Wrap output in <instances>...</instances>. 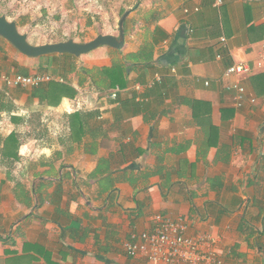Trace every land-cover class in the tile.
<instances>
[{
    "label": "crops",
    "instance_id": "0c3cea01",
    "mask_svg": "<svg viewBox=\"0 0 264 264\" xmlns=\"http://www.w3.org/2000/svg\"><path fill=\"white\" fill-rule=\"evenodd\" d=\"M127 11L122 48L50 73L76 91L60 100L8 87L3 74L44 73L49 59L0 43V264H167L124 249L157 214L211 235L222 264H264V69L224 78L254 67L264 0H117L118 28ZM82 19L78 42L119 35ZM238 79L241 106L227 88Z\"/></svg>",
    "mask_w": 264,
    "mask_h": 264
},
{
    "label": "built area",
    "instance_id": "2783aa9c",
    "mask_svg": "<svg viewBox=\"0 0 264 264\" xmlns=\"http://www.w3.org/2000/svg\"><path fill=\"white\" fill-rule=\"evenodd\" d=\"M215 2L217 5L222 4V0H215ZM254 69H264V45L254 67L248 62L234 63L225 70L224 78L229 79L235 76L248 75ZM59 79L46 72L34 75L20 73L2 75L3 82L12 88H36ZM161 81V76L157 75L155 82ZM206 84L209 85V81H206ZM227 88L235 93L236 106H241L247 94L245 85L238 79L228 83ZM135 89L141 92V84H137ZM120 91V86H116L110 94L111 97L116 99ZM251 100L255 101L256 99L252 97ZM213 242L214 239L209 234H189L188 224L183 218L157 214L155 215V227L151 230L134 231L131 237L125 241L124 249L127 255L131 257H144L153 262L222 264Z\"/></svg>",
    "mask_w": 264,
    "mask_h": 264
},
{
    "label": "rangeland",
    "instance_id": "374dc122",
    "mask_svg": "<svg viewBox=\"0 0 264 264\" xmlns=\"http://www.w3.org/2000/svg\"><path fill=\"white\" fill-rule=\"evenodd\" d=\"M116 2L117 0H0V14L17 21L21 32L27 33L33 44H44L63 38L82 39L75 34L79 17L83 18L80 30L90 20L98 22L97 27L101 30L108 29L111 22L119 33L114 14ZM0 43L6 52L15 51L12 44L1 36ZM59 63L54 65L58 66ZM42 71L56 73L54 69L43 68Z\"/></svg>",
    "mask_w": 264,
    "mask_h": 264
},
{
    "label": "water",
    "instance_id": "95a60500",
    "mask_svg": "<svg viewBox=\"0 0 264 264\" xmlns=\"http://www.w3.org/2000/svg\"><path fill=\"white\" fill-rule=\"evenodd\" d=\"M129 11L125 12L119 21V35L99 34L94 39L78 42L73 38L64 41L33 44L27 33H22L17 21L10 20L0 14V36L11 43L20 53L28 57H42L52 54H72L80 57L101 46H110L120 49L125 44V22Z\"/></svg>",
    "mask_w": 264,
    "mask_h": 264
},
{
    "label": "trees",
    "instance_id": "16d2710c",
    "mask_svg": "<svg viewBox=\"0 0 264 264\" xmlns=\"http://www.w3.org/2000/svg\"><path fill=\"white\" fill-rule=\"evenodd\" d=\"M55 55H57V54L42 56V57H46V58L49 59V62L47 63V68L48 69H52V68L54 69V66H53L52 63H53V60H54L53 57H55ZM59 55L68 56L72 60L69 63V65L67 64V66H68L67 69L64 68V64L59 63V65L57 66L55 71L58 74H61V73H64V72H74L76 70L75 63L73 62L76 59L75 56L72 55V54H59ZM115 68L118 69L117 66ZM118 70H120V67H119ZM115 74H116L117 80L115 81L113 86L116 85V84H120L121 83V80H120L121 73H120V71H117ZM35 90H36L35 91L36 93H38V91L39 92H43V93L45 92L48 99H51L52 95H54V96L56 95V96H58V100H60L64 96H73L76 93L75 89L69 83H60V81H56V80H53V81L47 83L46 86L45 85H41L40 87L36 88ZM40 97L41 98L43 97L42 94H40ZM12 136L13 135H10L9 137H12Z\"/></svg>",
    "mask_w": 264,
    "mask_h": 264
}]
</instances>
